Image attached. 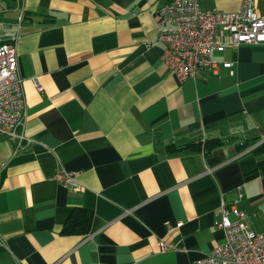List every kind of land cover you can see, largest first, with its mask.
<instances>
[{
	"label": "crops",
	"instance_id": "crops-1",
	"mask_svg": "<svg viewBox=\"0 0 264 264\" xmlns=\"http://www.w3.org/2000/svg\"><path fill=\"white\" fill-rule=\"evenodd\" d=\"M162 1L0 0L30 140L15 151L0 134V264H196L225 241L223 204L264 233V44L227 45L212 58L231 67L179 81L161 60ZM76 209L87 222L64 234Z\"/></svg>",
	"mask_w": 264,
	"mask_h": 264
},
{
	"label": "built area",
	"instance_id": "built-area-1",
	"mask_svg": "<svg viewBox=\"0 0 264 264\" xmlns=\"http://www.w3.org/2000/svg\"><path fill=\"white\" fill-rule=\"evenodd\" d=\"M155 15L158 40L164 44L161 60L179 81L195 78L206 68L231 67L229 61L219 63L212 58L214 52L223 51L227 45L264 44V15L255 11L253 0H242L233 12L202 9L200 0H163ZM25 113L15 44L0 43V134L15 142V151L30 141L23 130ZM78 173L55 170L53 178L64 187H76ZM246 217L234 204H223L214 225L224 232L225 241L196 264H264V233L250 228ZM171 247L159 241L161 251Z\"/></svg>",
	"mask_w": 264,
	"mask_h": 264
},
{
	"label": "trees",
	"instance_id": "trees-1",
	"mask_svg": "<svg viewBox=\"0 0 264 264\" xmlns=\"http://www.w3.org/2000/svg\"><path fill=\"white\" fill-rule=\"evenodd\" d=\"M202 142V143H201ZM201 145L200 149L204 152L209 151V147H207L206 139L199 142ZM255 150L259 152L263 158L259 159L258 165L262 172H264V141L258 144L255 147ZM88 216L86 210L76 209L72 214H70L69 218L65 222L63 226V233L70 234L78 231L79 225H85L87 222Z\"/></svg>",
	"mask_w": 264,
	"mask_h": 264
}]
</instances>
